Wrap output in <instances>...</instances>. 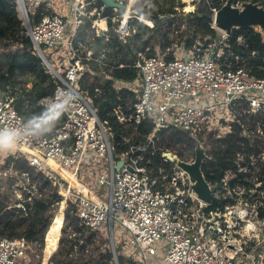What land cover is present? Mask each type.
Instances as JSON below:
<instances>
[{
  "label": "built area",
  "instance_id": "obj_1",
  "mask_svg": "<svg viewBox=\"0 0 264 264\" xmlns=\"http://www.w3.org/2000/svg\"><path fill=\"white\" fill-rule=\"evenodd\" d=\"M16 2L35 50L57 79L54 92L41 98L42 106L45 109L58 92L75 97L51 134L23 142L58 161L102 199L81 179L83 166L89 160L96 161L95 183L109 189L107 201L102 199L105 206L79 190L74 193L71 187L64 192L67 200L77 201L82 222L94 230L106 219L111 227L114 220L123 223L131 234L130 255L141 264H156L155 243L162 238L170 242L164 256L168 264H244L246 259L264 264V249L260 246V240L264 242V120L260 118L264 115V77L242 65L243 56L231 45L232 30L216 28L219 32L216 38L207 45H195L192 55L185 58L176 55L168 59L170 47L156 54H148L149 46L139 51L137 99L128 110L115 111L127 125L149 119L153 129L145 144H131V137L125 136L129 147L121 151L114 144L107 120L101 118L99 107L81 83L91 61L105 64V53L95 57L90 41L78 42L80 47H76L75 38L77 27L87 18L103 15L116 23V35L123 43L132 33L131 18L142 19L143 14L134 7L135 3L127 17L126 11L109 12L118 8H107L101 0H67L72 2L74 14L69 19L58 13H46L51 0ZM240 3L235 1L236 5ZM105 12L109 14L104 15ZM37 16L41 19L35 20ZM68 21L72 24V36L64 40ZM237 40L247 45L243 35ZM64 44L68 53L56 63L47 51L54 55ZM17 93L16 86L0 85V128H22L26 121L15 106ZM221 106H229L236 116L226 129L217 125L218 122L224 128L227 125L226 120L218 118ZM235 124L249 148L242 147L234 153L235 170L209 181L213 201L224 202V206L207 211L211 203L199 197L180 161L193 163L201 138L207 135L212 142L225 136ZM175 130L196 140L190 160L181 158L177 149L165 146ZM25 153L31 165L53 175V169H48L40 157ZM156 156L160 157L158 161ZM208 157L207 154L204 161ZM118 161H122L119 169ZM55 183H59L60 192L66 188L57 179ZM230 235L240 243L230 240ZM29 248L30 242L25 237L0 236V264H21Z\"/></svg>",
  "mask_w": 264,
  "mask_h": 264
},
{
  "label": "trees",
  "instance_id": "obj_2",
  "mask_svg": "<svg viewBox=\"0 0 264 264\" xmlns=\"http://www.w3.org/2000/svg\"><path fill=\"white\" fill-rule=\"evenodd\" d=\"M252 1L264 6V0ZM224 2L225 0H199L196 9L188 12L186 25L189 34L182 40V44L187 49H192L197 44L207 45L210 40L219 35L218 30L213 26V8L219 9ZM184 5L182 0H139L134 7L139 13L148 16L143 19H148L151 26L160 33L158 37L166 39L160 45L170 47L173 41L167 35L171 30L168 26L178 24V7L183 8ZM123 12L124 10H120L118 14ZM180 14L184 15L183 11ZM97 17L94 15L87 18L79 26L75 38L76 47H80L79 43L84 44L90 41V48L95 57H100L103 52L105 53V64L91 61L89 67L96 71L106 70L107 74L111 73L113 77L121 80L138 79L140 77L137 66L140 60L139 51H145L149 46L148 54L158 53L150 44L151 37L156 38V34L144 36L141 32H137L129 35L127 40L121 43L113 32L114 23L109 19V29L105 34L91 35L87 27H91L93 20ZM40 19V16L35 17V20ZM231 33V45L237 53L243 56L242 65L251 68L253 74L264 77V37L262 33L254 27L235 28ZM239 35H243L247 45L237 40ZM0 42L5 46L9 44L20 46L6 62L3 63L0 60V85L18 87L15 106L25 119L41 113L44 107L40 100L54 92L57 79L35 50L32 39L27 34L19 15L16 0H0ZM175 57L173 50L167 55L168 59ZM88 71L82 74L81 83L99 107L101 118L107 120L114 134V144L117 150L128 149L129 143L125 142V136L131 137V144H145L147 136L153 129L151 121L143 119L127 125V122H122L118 118L115 111L116 109L128 110L129 105L137 99V90L130 87L117 89L113 85V78H103L97 74L91 75L92 79L89 80ZM30 82L32 85H29ZM260 118L264 120V115H260ZM170 138L172 142L186 144V148L178 153L181 158L187 157V150L194 152L196 140L186 133L175 130ZM242 147L248 149L249 144L237 124L233 125L232 130L225 136L214 139L208 149L209 157L202 164L207 180L210 182L218 180L229 170H235L233 156ZM159 158L156 156L155 161ZM5 164L6 168L10 165L15 166L14 170L19 175L28 173L29 182L25 185L22 197H18L11 183H8V192L0 194V236L25 237L41 249L44 247L45 234L53 220L56 207L64 198L58 189L59 183H55V180H59L62 184L65 182L56 171L51 170L55 179L49 172L31 165L28 159L19 156H7ZM262 170L264 172V167ZM223 206L224 202L214 200L206 207V210L223 208ZM70 229L71 232H69ZM94 235L95 230L87 227L80 219L77 213V201L69 198L63 236L60 239L59 249L55 253L57 264H112L114 255L111 250L101 251L97 246H88L94 243ZM74 245H79L80 256H75ZM96 252L99 256L95 255ZM119 259L120 264H140L131 255L129 257L119 255Z\"/></svg>",
  "mask_w": 264,
  "mask_h": 264
},
{
  "label": "rangeland",
  "instance_id": "obj_3",
  "mask_svg": "<svg viewBox=\"0 0 264 264\" xmlns=\"http://www.w3.org/2000/svg\"><path fill=\"white\" fill-rule=\"evenodd\" d=\"M51 1H52L51 8L53 11L69 19L74 18V14L71 10L72 2L68 3L67 0H51ZM135 1L136 0H129L128 2L129 6L131 7L133 3L138 2V1L137 2ZM182 1H184L185 5L183 8L178 7L179 9L178 22H177L178 24L173 25L171 27L168 26V28H171V30L170 32H168L167 35L173 41V43L170 45V51L173 50L177 56L181 58H185V57H189L192 55V50L187 49L184 46V44H182V40L186 38L187 34H189V31L186 25L187 19H188L186 15L188 14L189 11L196 9L199 0H182ZM145 3L146 2H144V4ZM188 4L189 5L191 4L192 6H194L192 10L186 9ZM32 7H33L32 5H29V8H32ZM130 7L126 11L127 15H129L128 11H130ZM119 11L120 10L115 9L109 12L119 13ZM181 11H183L184 15L180 14ZM124 13H125V10H124ZM213 17H214V14H213ZM143 18H147V17L144 16L142 17V19L137 18V17L131 18L130 28H131L132 34L130 35H133L137 32H141L144 36H151L153 33H155L157 37L156 38L151 37L150 44L155 47L156 52L158 53L166 50L168 46L164 47L162 46V44L160 45V43L165 42L166 39L158 37L160 33L157 30H155L153 26H151L148 19L146 20ZM95 23L97 24V26L95 25ZM213 24H214V20H213ZM101 28H104V29L107 28L105 19H95L93 21V25L91 27H87L89 31H92V33L96 35L100 33ZM113 32L116 34V23L113 26ZM98 35H102V34H98ZM71 36H72V24L68 21L66 30L64 31V34H63V39L64 40L70 39ZM158 38H160V40H158ZM19 47L20 46L18 44H9L8 46H5L3 43L0 42V60L3 63L6 62L9 58H11L13 53ZM67 53L68 51H67L65 44L60 46L59 50L57 52L56 51L54 52V55H51L50 50L47 51L48 56L52 58L53 60H55L56 63H59L60 59L64 57ZM88 70L91 72L92 76L97 74V75L103 76V78L104 77L113 78V81H114L113 85L117 89L122 88V87H134V89L139 90V87H140L139 78L136 80H132V81L131 80H121V79H117L113 77L111 73L107 74L106 70L96 71V70H93L92 68H89ZM88 76H89V80H91L92 76L91 75H88ZM29 85H32V83L30 82ZM189 103H192V101H189ZM217 114L220 120L223 119V120H226L227 122V125L225 128L222 127L220 122H218L217 125L223 129H226L230 125V123L234 120V118L236 119V116L234 115L232 109L229 106H221L218 109ZM170 139L171 138L169 137L165 145L169 147L170 149H177L179 153V151H182L186 148L185 143L174 142V141L172 142L170 141ZM211 143H212L211 140L206 135L204 138H201V140L197 142V145L201 144V147L204 149L205 153L208 154L207 150L210 148ZM10 155H14L15 157L19 156L20 158L28 159V155L24 151L18 149L17 147L15 151L13 152L0 153V194L4 192L7 193L8 188H9L8 183H11L12 188L15 190V192H17L18 197H22L23 191H25V185H28V182H29V178H28L29 175L28 173H23L19 175V173L14 170L15 166L13 165H10L7 168L5 167L6 157ZM90 156H92V153H90ZM190 158H191V152L187 150L186 159L190 160ZM96 166H97L96 161L92 162V160H89L88 163L86 164V167L83 166V171L81 172V179L82 181L88 183L89 186L94 188V190L97 191V194L102 199L107 201L108 195H109L108 187L95 183V178H97V176L94 175V171L97 168ZM46 167L48 169L49 168L52 169L48 165ZM69 172L71 173L70 176L67 177L68 179H70L69 181H67L59 172H57L59 173L61 179L65 182L63 183V185H65L66 188L62 190L61 192L64 198L60 201V203L56 207L53 220L45 234L44 246L46 247V249L44 250V247L39 249V247L36 244L30 243L28 254L24 258L21 264H57L55 253L59 249L60 239L63 236V228H64V223H65V212H66L67 201H68L66 199V196L64 195V192L69 187H71L74 193H79L78 189L75 187H77L79 184L82 183L80 179L73 172H71L70 170ZM80 190H83L86 193L94 195V193L90 192L91 189L87 187L86 185H83V187ZM69 232H71V229L69 230ZM129 235L131 234L124 227L123 223H120L118 220H114L113 227H111L110 224H108V219H106L102 223L101 227L95 230V235L93 237L94 243H91L88 246L89 247L97 246L99 247L101 251H103L104 249L111 250L114 255L113 261L111 263L117 264L118 262V264H120L119 255H122L124 257L130 256ZM155 245H156V250L158 253L157 255L154 256V260L156 264H168V262L164 259V256L167 252V248L170 246V242L166 240L165 238H162L158 240L155 243ZM74 246H75L74 249L76 250V252H74L75 256H80L81 252L79 251L80 250L79 245H74ZM260 246L262 247V249H264V242L262 240H260ZM115 252L117 254L116 257H118L117 260L115 257ZM95 255L99 256V253L96 252ZM244 264H254V263L252 262L251 259H246V263Z\"/></svg>",
  "mask_w": 264,
  "mask_h": 264
},
{
  "label": "water",
  "instance_id": "obj_4",
  "mask_svg": "<svg viewBox=\"0 0 264 264\" xmlns=\"http://www.w3.org/2000/svg\"><path fill=\"white\" fill-rule=\"evenodd\" d=\"M107 8H118L125 10L127 4L120 0H101ZM236 0H226L225 3L215 12L214 27L225 31L235 28L254 27L260 31L264 37V6L252 0L241 1L239 5L235 4ZM148 18L147 15H142ZM102 29L99 34H105ZM207 154L201 145L196 147V158L193 163L180 161V164L189 172L193 188L199 197L206 203L213 202V193L210 183L207 180L202 164ZM122 161H118L117 169L120 168ZM50 226V225H49ZM49 228V227H48ZM46 247L44 246V250Z\"/></svg>",
  "mask_w": 264,
  "mask_h": 264
},
{
  "label": "clouds",
  "instance_id": "obj_5",
  "mask_svg": "<svg viewBox=\"0 0 264 264\" xmlns=\"http://www.w3.org/2000/svg\"><path fill=\"white\" fill-rule=\"evenodd\" d=\"M74 99L71 93L58 92L55 100L48 103L44 111L27 117L22 128H0V153L15 151L16 147L28 138L51 134Z\"/></svg>",
  "mask_w": 264,
  "mask_h": 264
},
{
  "label": "bare ground",
  "instance_id": "obj_6",
  "mask_svg": "<svg viewBox=\"0 0 264 264\" xmlns=\"http://www.w3.org/2000/svg\"><path fill=\"white\" fill-rule=\"evenodd\" d=\"M129 4L127 5V8L126 9H129ZM194 6H192L191 4L186 7L187 10H192ZM128 14L130 16V11H128ZM18 149L24 151V152H27V153H30V154H33V155H36L38 157H40L45 163H47L49 166H51L52 168H54L55 170H57L67 181H69L70 179H68L67 177L70 176V172H69V169L63 167L58 161L50 158L49 156H47L44 152H42L40 149H37L36 147L30 145V144H27V143H24V142H21L18 146H17ZM83 183L79 184L77 188L79 191L83 192L85 195H87L88 197H90L92 200L94 201H98L99 203H101V205L105 206L106 205V202L102 199H100L93 191L90 190V192L94 193L93 194H89V193H86L84 192L83 190H80L82 187H83ZM119 215V214H118ZM120 216V215H119ZM229 239L232 240V241H235L236 243H240L239 239H234L231 235L229 236ZM157 255L156 253L154 254V256Z\"/></svg>",
  "mask_w": 264,
  "mask_h": 264
},
{
  "label": "crops",
  "instance_id": "obj_7",
  "mask_svg": "<svg viewBox=\"0 0 264 264\" xmlns=\"http://www.w3.org/2000/svg\"><path fill=\"white\" fill-rule=\"evenodd\" d=\"M126 1V4L128 5V2H129V0H125ZM137 1V0H136ZM139 1V0H138ZM51 5H52V2H51V4L48 6V7H46V13H56L55 11H53L52 10V8H51ZM131 8V7H130ZM108 11V10H107ZM125 11H127L126 9H125ZM96 19H105V21H106V24H107V28L105 29L106 31H105V33L108 31V29H109V24H108V22H109V19L108 18H106V17H104L103 15H100L99 17H97ZM95 20V19H94ZM93 20V21H94ZM80 25H82V24H80ZM79 25V26H80ZM95 25L97 26V24L95 23ZM79 26L77 27V31H78V28H79ZM100 28V27H99ZM102 29H104V28H101L100 29V31L102 30ZM90 33H91V35H96V34H93L92 33V31H89ZM99 34V33H98ZM91 73V72H90ZM89 75H92V74H89ZM51 167V166H50ZM52 168V167H51ZM52 169H54V168H52ZM55 170V169H54ZM57 171V170H56ZM58 172V171H57Z\"/></svg>",
  "mask_w": 264,
  "mask_h": 264
}]
</instances>
